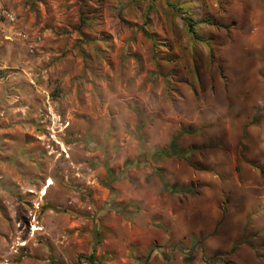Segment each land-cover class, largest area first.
I'll use <instances>...</instances> for the list:
<instances>
[{
  "label": "rangeland",
  "instance_id": "374dc122",
  "mask_svg": "<svg viewBox=\"0 0 264 264\" xmlns=\"http://www.w3.org/2000/svg\"><path fill=\"white\" fill-rule=\"evenodd\" d=\"M226 262L264 264V0H0V264Z\"/></svg>",
  "mask_w": 264,
  "mask_h": 264
},
{
  "label": "trees",
  "instance_id": "16d2710c",
  "mask_svg": "<svg viewBox=\"0 0 264 264\" xmlns=\"http://www.w3.org/2000/svg\"><path fill=\"white\" fill-rule=\"evenodd\" d=\"M188 29L190 30L189 27ZM151 155L157 158H169L171 156L177 155L175 140L173 139L166 148H161L159 150L153 151ZM225 264L229 263L226 262Z\"/></svg>",
  "mask_w": 264,
  "mask_h": 264
},
{
  "label": "bare ground",
  "instance_id": "6f19581e",
  "mask_svg": "<svg viewBox=\"0 0 264 264\" xmlns=\"http://www.w3.org/2000/svg\"><path fill=\"white\" fill-rule=\"evenodd\" d=\"M50 183V181L48 182V184ZM43 194H45V191H44V193Z\"/></svg>",
  "mask_w": 264,
  "mask_h": 264
}]
</instances>
